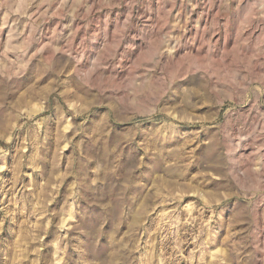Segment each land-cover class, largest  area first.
<instances>
[{
	"label": "rangeland",
	"instance_id": "rangeland-1",
	"mask_svg": "<svg viewBox=\"0 0 264 264\" xmlns=\"http://www.w3.org/2000/svg\"><path fill=\"white\" fill-rule=\"evenodd\" d=\"M0 264H264V0H0Z\"/></svg>",
	"mask_w": 264,
	"mask_h": 264
}]
</instances>
